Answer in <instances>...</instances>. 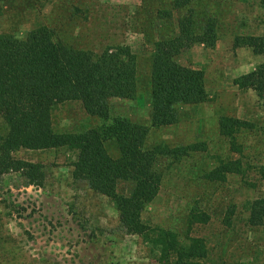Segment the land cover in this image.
Returning a JSON list of instances; mask_svg holds the SVG:
<instances>
[{
    "label": "rangeland",
    "instance_id": "1",
    "mask_svg": "<svg viewBox=\"0 0 264 264\" xmlns=\"http://www.w3.org/2000/svg\"><path fill=\"white\" fill-rule=\"evenodd\" d=\"M40 24L60 29V51L78 78L88 77L86 67L105 51L124 61L137 56L138 78L148 79L147 60L160 53L184 68L190 93L199 76L203 101L148 133L147 147L163 155L184 146L189 155L174 167L161 162L169 171L143 211L141 234L127 231L111 197L73 177L77 148H31L44 136L34 133L31 118L18 128L0 117V161L13 164L0 171V264H264V222H248L249 202L264 196V103L246 80L264 62L253 48L264 36V0H0V32L20 37ZM4 47L1 36L0 106L13 109L19 95L26 103L36 88L26 81V63L6 68L15 55ZM113 64L121 74L131 71ZM69 77L61 84L70 87ZM138 87L139 97L111 100V115L150 130V84ZM13 95L16 102L4 101ZM53 114L58 129L105 125L76 99ZM32 163L38 177H31Z\"/></svg>",
    "mask_w": 264,
    "mask_h": 264
},
{
    "label": "trees",
    "instance_id": "2",
    "mask_svg": "<svg viewBox=\"0 0 264 264\" xmlns=\"http://www.w3.org/2000/svg\"><path fill=\"white\" fill-rule=\"evenodd\" d=\"M25 2L29 0H23V3ZM155 19L156 17L152 18L150 24H155ZM51 29L50 26L40 24L20 37L15 31L0 32V37L2 36L5 43L2 51L13 52L15 55V58L9 59L6 68L12 69L18 63H26L30 71L26 81L32 82L36 88V94L33 92V98L28 97L26 103L19 100L20 95L17 102L14 95L4 97V101L15 100L17 106L12 109L1 105L0 117L6 118L7 124H10L12 119L18 128L22 127V121H27V116L31 118L30 125L34 133H44L40 139L36 138L30 142L31 148H77L82 155L81 160L74 163L73 177L85 178L93 191L111 197L117 204L119 219L127 231L141 234L143 211L156 198L163 178L169 171L164 169L161 162L169 159L172 161L170 166L174 167L189 155L184 146L175 148L176 154H172L170 150L163 155L156 146L147 147L148 133L153 132L156 135L165 124H174L184 105L202 102V80L195 75L197 88L190 93L184 68H178V63L171 56H161L160 53L151 55L147 60L149 78L147 79V74L139 79L137 56H130L124 61L105 51L94 61L90 59L93 63L86 67L90 71L89 76L78 78L77 74H70L67 66L69 58L60 51V39L57 35L60 29L50 32ZM151 29H155V26ZM10 41L13 43L11 46ZM154 41V38L151 39V42ZM253 48L256 53L264 55V36L254 39ZM114 62L127 63L131 71L126 74L116 72L117 66H114ZM3 63L4 61H0V65ZM2 70L1 68L0 72ZM176 73L177 76L174 75ZM65 74L71 78L72 87L61 84V78ZM73 76L78 80L75 81ZM246 76L250 87L264 103V62ZM146 82L150 84V130L145 122L111 115L113 98L139 97L138 86ZM115 84H119L120 88H112ZM74 99L82 102V107L91 120L93 116L97 117L103 120L105 125L91 126L84 130L58 129L59 123L54 120V107ZM10 133L9 128L6 136ZM158 142L161 148L166 144ZM109 143L113 148L109 147ZM36 168V164H29L28 169L33 173L31 177L37 176ZM9 169H13L12 162L0 161L1 172ZM101 172L106 173V176ZM100 174L105 176L104 180ZM96 175L103 181L108 179V184L101 182ZM248 222L251 225L264 222V196L249 202Z\"/></svg>",
    "mask_w": 264,
    "mask_h": 264
}]
</instances>
